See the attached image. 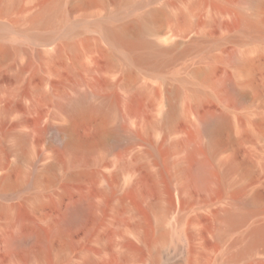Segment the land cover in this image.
Instances as JSON below:
<instances>
[{"label": "rangeland", "instance_id": "obj_1", "mask_svg": "<svg viewBox=\"0 0 264 264\" xmlns=\"http://www.w3.org/2000/svg\"><path fill=\"white\" fill-rule=\"evenodd\" d=\"M48 1L17 0L0 11V42L20 51L0 54V264H27L37 253L60 255L54 264H82L87 251L135 242L128 234L135 223L153 232L155 214L164 216L174 243L185 238L192 218L200 221L193 232L214 234L211 213L229 201L257 197L264 208V28L263 35L248 34L233 25L239 15L264 18V8L242 0H62L63 21L31 26L27 17ZM158 9L163 17L145 21L136 36L153 46L148 61H134L124 43L106 35V26L128 25ZM66 43L78 50L51 57ZM175 43L173 53L156 51ZM233 53L250 61L248 70L228 61ZM194 69H209L210 81ZM79 93L89 94V107L78 117L63 105ZM101 104L113 113L101 116ZM171 104L176 114L166 120ZM207 112L225 115L228 127L197 139L216 171L204 188L177 172L185 152L172 144L199 133ZM68 125L71 150L52 140ZM81 148L89 153L75 157ZM84 200V224L69 228L63 221ZM29 234L33 242L15 243Z\"/></svg>", "mask_w": 264, "mask_h": 264}, {"label": "bare ground", "instance_id": "obj_2", "mask_svg": "<svg viewBox=\"0 0 264 264\" xmlns=\"http://www.w3.org/2000/svg\"><path fill=\"white\" fill-rule=\"evenodd\" d=\"M16 1L17 0H2L0 2V11L7 10L11 5L16 3ZM80 1L83 2L87 0ZM89 1L93 2V0ZM117 1L120 3H127L131 0ZM242 1L244 4L253 8H264V0ZM61 5L62 0H49L31 13L27 17V20L31 26H38L41 28L54 27L57 18H60L62 21L64 20V15L61 13ZM163 15V10L158 9L146 13L142 19L134 20L128 25L118 28L106 26V35L117 46H122L124 43L128 51L127 53L133 56L134 61H148L151 56L149 51L153 46L151 43L136 39V36H139L144 31L145 21L157 19L163 17ZM233 25L236 29L242 30L245 33H259L263 35L264 18L253 20L247 18L245 15H239L237 19L234 20ZM170 38L171 36H168L165 39L169 40ZM82 46L87 48L89 42L84 41ZM64 48H69L72 51L78 50V46L75 43L58 45L54 49L51 57L54 58V54L59 57ZM177 48L178 43H175L168 47L158 46L156 47V51L159 54L167 55L175 52ZM17 49L16 47L12 48L0 42V54L2 53L9 56L13 51L16 55L20 52L19 49ZM227 59L234 64H239L244 70H248L251 64L250 61L245 58L239 60L234 53L230 54ZM28 64L29 62L21 68V71H23ZM193 73L207 82L210 81L209 69H194ZM129 77H126V80L131 78ZM225 86L230 89L229 91L232 92L240 102L244 101V95L235 92L236 89L230 85L229 80L225 81ZM88 99L89 94L79 93L75 98L65 100L63 107L70 112L71 115L79 117V115L86 114V110H88L87 108L89 107V105H87ZM131 106L133 109H136V102L134 100L131 101ZM175 110V104H171L166 113V120L172 118L176 114ZM97 111L104 117H108L113 113L110 107L102 104L99 105ZM200 125L201 131L199 133L186 137L181 136L173 142L172 146L175 149L177 148L185 152V159L183 162L175 164L177 172L186 176L195 185L206 188L214 182L216 171L213 159L207 154V149L205 147L198 145L197 139L200 134L212 137L217 136L224 129H227L228 120L223 114L207 112L200 118ZM57 132L56 135L53 134L52 140L61 143L62 147L65 149H73L74 136L71 125L62 127L57 130ZM17 139L19 143H22L23 137H18ZM212 149H214V145ZM88 153L87 149L81 148L75 153V157H80V155L84 156ZM54 166V163L48 164L45 167V171L52 170ZM229 167L230 170H236L234 163H230ZM3 185L4 187H10L12 185V181L9 177L3 178ZM88 210V200L76 204L71 208L63 223L69 228L82 226L86 220ZM153 210L157 212L158 208L153 207ZM211 217L214 222V230H216L214 234L211 233V231L205 234L193 232L192 230L199 226L200 221L197 218H192L187 223L185 238L181 237L179 238V242L171 243V233L164 228L163 225L164 216L155 214L153 232H151L148 227L144 228L141 223H135L131 229L128 230V234L136 240L135 242L128 241L117 248L115 246L109 249H99L96 253L87 251L83 254L82 264H264V208L261 206L257 197L248 200L229 201L213 211ZM237 231H240L239 234L232 237V233ZM35 237L34 234H29V236L25 235L24 239H18L15 243L25 244L28 241L31 242V240L33 242ZM164 247L165 249L167 248L165 254L162 252ZM96 255H100L101 258L97 259L95 257ZM60 259V255L55 258H49L37 253L29 254L26 263L54 264V262H58Z\"/></svg>", "mask_w": 264, "mask_h": 264}, {"label": "water", "instance_id": "obj_3", "mask_svg": "<svg viewBox=\"0 0 264 264\" xmlns=\"http://www.w3.org/2000/svg\"><path fill=\"white\" fill-rule=\"evenodd\" d=\"M191 39H192V38H191ZM191 39H190V40H191ZM173 42H179L180 45H183V44H184V42H183L182 40H177V39L173 40ZM169 44H171V43H169Z\"/></svg>", "mask_w": 264, "mask_h": 264}]
</instances>
